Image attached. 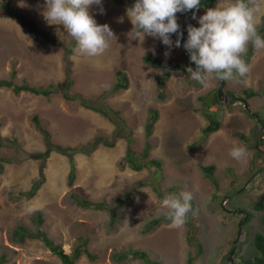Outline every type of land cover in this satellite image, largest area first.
Returning a JSON list of instances; mask_svg holds the SVG:
<instances>
[{
  "label": "rangeland",
  "instance_id": "374dc122",
  "mask_svg": "<svg viewBox=\"0 0 264 264\" xmlns=\"http://www.w3.org/2000/svg\"><path fill=\"white\" fill-rule=\"evenodd\" d=\"M6 1L31 18L38 31L50 32L66 41L73 39L62 25L50 24L45 19V0H0ZM130 3L127 0H102L104 14H100L97 6L90 7L89 13L97 24H108L116 37L109 41L104 54L96 57L81 55L74 47L73 53L68 55L72 44H52L43 33L31 34L2 11L0 80L11 79L15 72L12 81L18 85L50 88L51 84L60 86L70 72L74 82L70 89L72 94L96 101L106 95L102 102L113 110H122L121 117L133 129L132 135L138 140L135 148L141 151L148 142L152 147L150 158L162 162L161 190L190 191L193 211L180 226L164 220L151 232L143 234V223L163 217L167 210L153 187L143 184L154 177V168L134 172L129 167H121L120 162L126 154L124 131L113 136L117 127L107 118L82 108L78 101L69 103L61 95L38 96L32 92L14 95L12 90L0 89L1 134L17 139L19 149L28 153L46 150L44 136L32 120L35 117L41 121V127L51 133V140L64 147L86 148L88 144L97 143L94 136L99 134L116 143L110 148L104 141L91 155L76 154L73 182L70 181L71 157L54 151L43 166V161L26 158L16 147L0 146V157L10 156L14 160L0 168V264H62L42 241L14 239L17 226L24 225L35 231L33 218L38 214L42 215L43 231L56 244L62 245L66 253L70 254L75 245L82 243L80 238L87 240L85 247L96 260L83 254L76 264H144L134 259L119 263L111 259L113 253L129 249L146 251L162 264H188L190 253H193L191 249H194L188 243L189 237L201 242L204 248L202 258L196 264H223L222 258L230 253L237 228L239 230V218L242 219L233 211L237 206L246 208L250 202L264 200L263 160L259 157V162L251 148V143L254 145L260 138L259 128L254 127L256 119L245 112L243 102L230 96L233 92L253 90L257 96L251 101L250 111L264 114V48L256 50L257 57L251 61L246 77L228 82L225 89L227 103L222 104L219 113L222 128L204 138L203 129L208 120L204 115L203 99L209 93L213 94L218 80L212 79L204 87L186 72L173 71L166 81V98L160 99L156 85L159 71L146 65L144 56L152 53L184 66L186 50L175 46L169 50L160 40L147 35L144 39L142 36L136 38L126 15V8L132 6ZM230 3L232 0H217L211 8ZM205 11L195 15L198 18ZM190 18V24L199 27L198 19ZM181 20V13H177L180 28ZM263 21L264 11L257 16L258 27L263 26ZM175 37L173 34V41ZM166 52L170 54L166 56ZM119 71L127 74L128 88L114 91ZM232 99L235 105L229 104ZM151 109L158 112L159 119L147 138L145 124ZM259 116L262 119V115ZM238 134L251 139L244 142ZM234 144L247 147L248 156L243 162L229 156ZM204 167H214L215 180L207 177ZM42 177L45 180L33 198L19 197ZM249 179L255 184H246L243 187L245 193L240 196L242 183ZM215 181L219 192L215 190ZM134 184L138 185L137 189H133ZM127 191L134 193L121 208H117L119 221L114 227L109 225V211L82 207L77 201L81 198L94 203L105 201L110 205L117 198H125ZM263 218L264 211L257 214L249 226L254 227L255 232L264 230ZM248 227L244 230H250ZM245 234L248 238L249 232ZM246 242L248 239H244L242 245ZM246 250L247 245L242 246L240 255H246Z\"/></svg>",
  "mask_w": 264,
  "mask_h": 264
},
{
  "label": "clouds",
  "instance_id": "9594fccd",
  "mask_svg": "<svg viewBox=\"0 0 264 264\" xmlns=\"http://www.w3.org/2000/svg\"><path fill=\"white\" fill-rule=\"evenodd\" d=\"M93 5L97 6L100 14H104L102 0H45V11H44L45 19L50 24L62 25L66 33L70 35L75 41L76 45L74 46V48H76V50L81 55H86L88 57H96L103 55L104 52L109 48V41L111 39H116L113 31L111 30L108 24H103V25L97 24L94 17L90 15L89 9ZM262 5H264V0H232V3L226 6L217 5L215 8L210 7L208 9H203L206 10L205 13L197 18L195 14L200 12L199 11L200 0H135L132 6L126 8V15L130 19L133 25V30H135L136 32V38H140L142 36L144 39L145 35H147L153 37L154 39L160 40L162 44L167 46L169 49H171L173 46L184 47V49L186 50L185 56L187 62H188V54H190L191 64L193 66L195 65V68L193 69L188 62L189 67L187 68L188 73L186 74L190 75V78L193 81L199 83L198 84L199 86L202 85L204 87H207L208 82L210 80L212 79L218 80V87L216 88L217 91L215 89L213 94L209 93L207 96H204L203 101L205 103L203 105V108L205 115L208 105L207 102H209L208 99L210 98L213 99L215 94L218 96L220 81H226L223 89L224 96L222 97L221 100L219 99L218 96L219 101L221 102V104H223V103H227L228 96L225 94V89L228 82L234 81L238 77L239 78L246 77V75L250 71V66L252 64L251 61L257 57L258 51L256 50L264 48V36L260 35L261 33H259L258 29L261 27H258L257 24L258 14L264 11V7H262ZM193 10H196L198 12L197 13L194 12L193 15H189L188 13V21L185 24L183 13ZM177 13H181L182 16V20L180 21L181 28L177 22ZM189 18L198 19L199 27L191 25L190 24L191 20H189ZM29 19L36 29L37 24L34 23V21L31 18ZM20 25L22 24L20 23ZM183 32L186 38L184 44H182L181 42V37L183 35L182 34ZM173 34H176L177 36L175 42L171 38ZM251 45L253 46L252 55L247 63L246 60L244 59V56L250 50ZM169 54H170L169 52L165 53L166 56ZM67 76H69V73L66 75V78ZM66 78L64 79V81L60 83V86L55 84L53 85L56 87H61L66 85V81H65ZM193 81L190 82L193 83ZM156 85H157V81H156ZM0 89H5V88H0ZM5 90H11V89H5ZM250 91L253 90H249L247 92ZM235 93H240V92L230 93V96H235L233 97L234 99H239L240 101L243 102V108L245 112L250 117L256 119L255 120L256 125L254 127H258L259 130H261V135L264 136V126L260 125L259 121L257 122V119H259V115H262V119H264V114L257 111L255 112L250 111L251 101L253 98L257 96V94L256 96L248 99L247 95L245 94L238 95ZM13 94L16 95L14 92ZM52 95H61V94L54 93ZM234 99H232L231 102H229V104L235 105L236 102L234 101ZM245 100H248L249 103H246ZM81 106L82 108H85L89 111L92 110L84 107L83 105ZM197 110L198 108L196 109V111ZM220 111L221 109L217 111L218 115ZM149 115H150V110H149ZM107 120L109 121L108 118ZM38 121L40 126H42L39 118ZM33 122L35 123L34 120ZM208 125H209V121H208ZM208 125L205 126L203 129V136H204V130L208 127ZM1 128L2 126L0 125V136L3 139L9 140V141H5L4 146L16 147V149L20 152L21 155H23V151L27 152L25 150L19 149L20 148L18 145L19 141L17 139L4 137L1 134L2 133ZM221 128H222V122H221ZM37 130L41 133L38 126H37ZM48 133L51 135L49 131ZM242 135L243 134H238V137L240 138ZM207 137L204 136V138ZM94 138L97 141L102 140L103 142L105 138L109 140V137L104 136V134L96 135L94 136ZM43 140L47 150V143L45 142V137ZM51 142L54 143L52 140ZM99 145L100 144L97 145L96 149L98 148ZM65 147H69V146H65ZM69 148L80 149L77 147H69ZM79 153L82 152L73 153L72 158L74 162H75V158H74L75 155ZM82 154L91 155L84 153ZM50 156L48 158H50ZM66 156L70 157L69 155ZM229 156L237 162H243L244 160H246L248 156V149L243 144H234L233 147L229 150ZM0 158H4V156ZM8 158H13V157L9 156ZM152 168L156 170V173L158 172V170L154 166H152ZM70 169H71V161H70ZM153 178L156 181L155 175ZM153 178L145 180L144 184L152 186L154 189L155 185ZM155 192L157 193L156 190ZM132 193H134V191ZM160 200H162L161 203L164 206V208L167 210L166 215H164L161 218L169 219L175 226H180L183 223H185L188 213L193 211L192 203H191L193 200V194L190 191L181 190L178 193L176 192L165 193L163 199ZM260 201H264V200H260ZM103 210L109 211V221H110V210L108 209H103ZM103 210H99V211H103ZM263 211L264 210H257V209L254 210L249 209L247 212L245 210L238 211L237 212L238 216L242 218V219L239 218V223H240L238 224L239 228H243V223L250 222L252 219L253 222L256 218V215ZM156 219H160V218H156ZM249 225L250 224H248V226ZM15 229L16 227L14 228V230ZM234 257L235 255L233 256V259ZM234 264H236L235 260H234Z\"/></svg>",
  "mask_w": 264,
  "mask_h": 264
},
{
  "label": "trees",
  "instance_id": "16d2710c",
  "mask_svg": "<svg viewBox=\"0 0 264 264\" xmlns=\"http://www.w3.org/2000/svg\"><path fill=\"white\" fill-rule=\"evenodd\" d=\"M127 1L130 3L129 0ZM216 1L217 0H200L199 11L212 7L216 3ZM134 2L135 0H132V3H130V5H133ZM2 11H6L5 13L8 16L14 18L17 22L27 27L29 32H31V34L40 35L43 33V37L47 41L51 42L52 44H56L57 46H67V45L72 44V46L68 49V55L72 53L71 49L76 45L73 39H69V41H66L63 38L61 39V38L56 37L55 35H52L50 32L36 30L35 26L32 24V22H30V19L27 16H25L22 12L17 10L10 2H7V1L0 2V12ZM194 12L197 13L198 11L196 10L188 11L189 15H193ZM258 30H259V33H261L260 35L264 36V25ZM176 39H177V36L174 38V42ZM252 50H253V46L251 45L250 50L244 56V59L246 60L247 63L252 55ZM143 62L146 65H149L159 70V74L157 75L156 81H157L158 97L162 100L166 98V92H165L166 81L171 76L172 72L184 70V72L188 73L187 72V68L189 67L188 62H186L184 66H180L170 60L162 59L152 53L146 54L143 58ZM14 76H15V72H13L11 79L0 80V88L11 89L16 95L20 94L23 91L32 92L40 96H50L51 94L59 93L63 96V98L67 102L72 103V102L78 101L80 105H83L84 107L88 109H92L102 114L104 117L108 118L109 121L117 127L115 132L113 133V136L117 135V132L121 130H123L125 133L123 138H124V141L126 142V154L120 162L121 167L122 168L129 167V169L133 171L141 172L145 168L151 169L152 166H154L158 170V172L155 173L156 181L153 178L154 185H155L154 189L157 191L159 198L163 199L165 193L176 192V188H167L164 190L160 189V186L162 184V181H161L162 178L160 176L162 174V171H161L162 162L158 159L150 158V151L152 147H151V144H149L148 142L146 143L145 147L141 151L135 148V145L137 144L138 140H136L132 135L133 129L130 128V126H127V120L121 117L122 110H113L112 108H110L109 106L105 105L102 102V99L105 98L106 95H102L101 99L99 101H96L94 99L90 100V99L84 98L78 93L72 94L70 92V89H71V86L74 84V82L70 75L67 76L65 80L66 85L61 86V87H56L53 84H51L50 88L33 87L28 84L18 85L12 81ZM117 78H118V84L112 90L119 91L121 89H127L128 88L127 74L123 71H119L117 73ZM235 94H238V95L245 94L247 95L248 99L256 96V93L253 91H250V92L243 91V92L235 93ZM245 102L249 103L248 100H245ZM207 104H208L207 109H206L207 111L205 112V115L209 121V125L204 130L205 137L221 129V120L219 119V115L217 111L221 109L222 104L219 101L218 97H216V94L214 95L211 101L207 102ZM158 118H159L158 112L156 110L151 109L149 118L145 124L147 138L151 136L153 132V126L155 122L158 120ZM33 120L35 121L39 130L45 137V142L47 143V150L44 153H30V154L23 151V155L28 159L43 161V166L45 165L46 159H48V157L53 151H57L58 153L63 154V155H69L71 157V169H70V181L71 182H73V180L76 177V166L72 158L73 153L82 152L84 154H91L96 150V147L98 144L104 143L102 140H99L97 141V143L88 144L86 148L82 147L81 149L63 147L61 145L51 142V135L48 133L47 130L43 129L40 126L38 117H35V119ZM259 123L260 125L264 126V119H261L260 116H259ZM259 133H260V138L256 141L254 145L251 143V148H253V150L256 152V157H257L256 159L259 162H261L259 158L261 157V159L263 160V168H264V136L261 135V130H259ZM240 139L242 141H250L251 137L247 138L245 135H242ZM5 141H9V140L3 139L0 136V146H4ZM104 141H107L106 145H108L110 148H113L116 145V143L112 139L107 140V138H105ZM13 162H14L13 158H0V167L2 169L3 164H10ZM203 170L204 172L207 173L208 178H210L211 180L214 179V176H213L214 167H209V168L204 167ZM256 178L257 177H255L254 180ZM250 179L247 182L242 183L241 185L242 190H240L239 192L240 196H242L245 193L243 191V187L246 186V184L248 185L255 184L253 183L254 181H250ZM44 180L45 178L42 177L40 181L34 183V185L29 191L20 193L19 197H22V198L25 197L27 199L33 198L37 194L38 190L41 188V185L43 184ZM215 185H216V181H215ZM137 187H138L137 184L133 185V189H137ZM247 189L248 188H245V190ZM215 190L219 192L218 184L215 186ZM132 192L133 191H130V192L127 191L125 198H122V199L117 198L115 202L110 203V205H107L106 202L94 203L90 200H85L81 198H77V201H78V204L82 207L95 208L98 210H103V209L110 210V224H111V227H114L119 221L117 208L118 209L121 208V206H123L131 198ZM191 203L193 207L194 201L192 200ZM251 203L252 202H250L246 208L244 207V205L240 207L237 206L233 214L236 215L237 212L240 210H245L246 212L249 209L264 210V201H258L252 204ZM114 205H116V207ZM163 220L168 221L169 219L167 218L149 219L148 222L142 225L143 228L141 229V232L143 234L151 232L156 226H159ZM252 220L250 222L243 223V228H239V230L237 228L236 236L234 237L233 243L231 244L230 249L228 251V252H231L233 250L235 241L237 240L238 245H237V250H236L234 260L239 264H264V230H259L255 232L254 227H250V226L248 227V224H250ZM33 222L35 224L34 232L24 225L17 226L16 229L14 230V235H15L14 239H17V241H25L26 239H37V240L42 241L56 256L59 257L62 264H76L83 254H86L92 261L96 260L95 257L91 255L88 249L85 247L87 240H83L82 238H80V241H82V243L75 245L73 249L71 250L70 254H68L65 252L62 245L56 244L47 235V233L43 231L42 229L43 219H42L41 214H38L36 217H34ZM263 222H264V218H263ZM247 227L250 230H244ZM248 232H249V237L247 238L245 233L248 234ZM244 239H248V242L242 245V242H244ZM188 243L192 247H194V249H191L193 253H190L187 263L196 264V262L200 258H202V255L204 253L203 245L201 242H198L195 238L193 239L191 237H189ZM244 245H247L246 255L245 254L240 255L242 246ZM227 258H228L227 254L222 258L223 264H229ZM111 259L117 263L127 261L129 259H134V260H140L144 264H162L160 260L152 259L148 252L139 250V249L138 250L129 249L128 251L113 253Z\"/></svg>",
  "mask_w": 264,
  "mask_h": 264
},
{
  "label": "water",
  "instance_id": "95a60500",
  "mask_svg": "<svg viewBox=\"0 0 264 264\" xmlns=\"http://www.w3.org/2000/svg\"><path fill=\"white\" fill-rule=\"evenodd\" d=\"M183 18H184V22L185 24L187 23L188 21V12H184L183 13ZM182 37H181V42L182 44H184V42L186 41V38H185V34L184 32L182 33ZM188 62L189 64L191 65V67L194 69L195 67L191 64V61H190V54H188ZM225 83L226 81H220V86H219V89H218V96H219V99L221 100L222 97L224 96L223 94V89H224V86H225ZM237 245H238V241L236 240L235 241V245H234V248L233 250L228 254V261H229V264H234V259H233V256L235 255V252L237 250Z\"/></svg>",
  "mask_w": 264,
  "mask_h": 264
},
{
  "label": "bare ground",
  "instance_id": "6f19581e",
  "mask_svg": "<svg viewBox=\"0 0 264 264\" xmlns=\"http://www.w3.org/2000/svg\"><path fill=\"white\" fill-rule=\"evenodd\" d=\"M234 248V247H233Z\"/></svg>",
  "mask_w": 264,
  "mask_h": 264
}]
</instances>
